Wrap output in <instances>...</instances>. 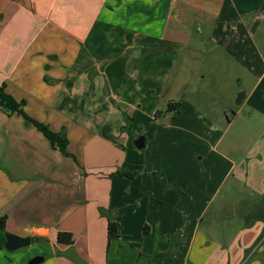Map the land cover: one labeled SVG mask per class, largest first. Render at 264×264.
I'll return each mask as SVG.
<instances>
[{
	"label": "crops",
	"instance_id": "1",
	"mask_svg": "<svg viewBox=\"0 0 264 264\" xmlns=\"http://www.w3.org/2000/svg\"><path fill=\"white\" fill-rule=\"evenodd\" d=\"M181 5L201 16L194 30L201 41L193 42V31L176 46L189 52L205 41L225 47L235 59L242 56L252 86L237 88L245 92L240 103L236 88L221 105L204 91L191 102L188 94L180 96L187 79L174 74L182 54L167 57L166 94L181 109L158 118L153 111L145 146L151 150L144 155L135 146L141 104L127 99L131 84L110 81L123 77L109 69L133 47L132 40L115 44L121 29L104 18L111 6L0 0V86L25 102L29 116L64 130L75 157L55 149L22 116L0 108V219L6 217V232L32 240L12 252L0 247V264H29L38 256L44 257L40 264H264V136L260 147L240 157L220 149L245 108L264 110V98L255 103L264 83V49L251 34L257 28L252 15L264 10V0ZM124 114L132 117V134L123 129ZM226 187L229 198L221 200ZM109 218L121 225L119 236L109 237ZM221 223L228 229L217 230ZM60 232L70 233L73 243H58Z\"/></svg>",
	"mask_w": 264,
	"mask_h": 264
},
{
	"label": "rangeland",
	"instance_id": "2",
	"mask_svg": "<svg viewBox=\"0 0 264 264\" xmlns=\"http://www.w3.org/2000/svg\"><path fill=\"white\" fill-rule=\"evenodd\" d=\"M119 3H114V0H93L94 9L103 10L104 5L109 11L104 15L106 21L115 23L116 29H121V32H115L117 46L127 45L132 40L133 47L128 48L124 57L120 61V66L111 65L109 69L110 74L122 73V76H115L110 81L117 86H124L131 84L130 91L126 92L127 99H132L134 102L141 104L137 117L142 115L143 122L142 128L137 135L145 136L150 130L148 127L152 122L153 111H162V116H165L166 109L169 104V96L167 91L166 79V58L169 56L179 55L178 64L174 66V74L180 77V80L187 79L185 89L182 90L180 96L188 94L189 100L192 102L194 96L199 92H207L215 97L217 105L222 103V99L229 91L236 88L250 89L252 82L250 81L247 72L241 63L242 56H231L226 52V48H219L215 45H206L201 49L192 47L190 52L185 48L176 46L178 39L187 41L190 33L193 32L201 21V16L191 15L193 10L186 6L181 5V0H118ZM104 3V4H103ZM116 4V5H115ZM109 5V6H108ZM173 5V7H172ZM103 17V15H102ZM257 27L255 31H251L252 38L258 49H264V10L252 15ZM100 21L95 15V22ZM195 33V34H194ZM193 32V42L200 43L199 35ZM235 33L232 32V35ZM205 40L208 37L204 34ZM105 46L108 44L109 58L113 56L114 46L109 41V36L105 34ZM165 45L175 46V51L157 52L156 50ZM179 49V50H178ZM183 49V51L181 50ZM178 51V52H177ZM252 52V49H251ZM87 54V53H85ZM88 56V55H85ZM261 58L264 62V53ZM237 60V61H236ZM255 65L261 66V61L256 59ZM240 63V64H239ZM242 64V65H241ZM134 74V75H132ZM112 77V76H111ZM243 82V85L240 82ZM175 80H170L173 83ZM177 81V79H176ZM233 83V84H232ZM238 88V89H237ZM243 92L239 90L237 93L236 101L239 94ZM255 99L262 103L264 98V83L258 91ZM250 108H245L244 112L237 118V122L228 128L227 137L221 144L220 149L236 157H240L245 153L246 149H251L257 146L260 147L261 143L258 138L264 136V110L261 105ZM193 109V106H192ZM190 112L195 113L194 109ZM236 111L239 108L235 109ZM232 115V112H229ZM129 115V114H128ZM130 116V115H129ZM150 118V121L148 120ZM132 118V117H131ZM164 117L160 120L163 122ZM204 126H200V131H203ZM255 139L257 142H255ZM151 148H144L141 154H149ZM169 183V182H168ZM230 183L228 184V187ZM226 187L221 193L219 198L224 200L229 198L230 192ZM243 188V186H242ZM227 223H221L217 230L225 231L228 229ZM206 227V224H203ZM9 233V232H5Z\"/></svg>",
	"mask_w": 264,
	"mask_h": 264
},
{
	"label": "trees",
	"instance_id": "3",
	"mask_svg": "<svg viewBox=\"0 0 264 264\" xmlns=\"http://www.w3.org/2000/svg\"><path fill=\"white\" fill-rule=\"evenodd\" d=\"M176 47L171 45H165L160 47V49L156 50L157 52H168V51H175ZM25 102L20 101L18 102L15 98H13L8 92H6L5 85L0 86V108H5L10 110L11 113H16L22 116L28 126H34L37 130H39L51 143V145L58 149L63 155L70 156L75 159L73 155L69 153V139L66 132L60 131L55 132L50 129V127L34 118L29 116L24 111ZM181 109V103L179 102H170L166 109V112L178 111ZM163 114L162 111H157L156 116L157 118ZM124 121L126 126L123 128L128 133L132 134L131 125H132V118L128 114H124ZM103 215L110 216L106 214V212L101 211ZM108 234L109 237L119 236L121 233V225L115 221H112L109 218L108 221ZM5 225H6V217H2L0 219V247L3 248L6 242L5 238ZM57 242L60 244H72L73 237L70 233L60 232L57 237Z\"/></svg>",
	"mask_w": 264,
	"mask_h": 264
},
{
	"label": "water",
	"instance_id": "4",
	"mask_svg": "<svg viewBox=\"0 0 264 264\" xmlns=\"http://www.w3.org/2000/svg\"><path fill=\"white\" fill-rule=\"evenodd\" d=\"M245 97V92H241L239 94V97L237 99V103H240L243 98ZM135 146L139 149L142 150L146 146V137L145 136H140L135 140ZM6 242L4 245V248L7 251H16L25 247H28L31 245L32 240L30 237H20L18 235L12 234V233H6L5 234ZM44 261V257H35L33 258L29 264H40Z\"/></svg>",
	"mask_w": 264,
	"mask_h": 264
}]
</instances>
